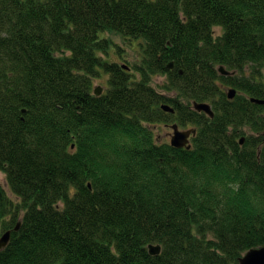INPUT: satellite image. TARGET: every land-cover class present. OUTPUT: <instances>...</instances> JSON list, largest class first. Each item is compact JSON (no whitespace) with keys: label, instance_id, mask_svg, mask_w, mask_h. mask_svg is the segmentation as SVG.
<instances>
[{"label":"trees","instance_id":"1","mask_svg":"<svg viewBox=\"0 0 264 264\" xmlns=\"http://www.w3.org/2000/svg\"><path fill=\"white\" fill-rule=\"evenodd\" d=\"M106 30L143 39L134 71L99 54ZM262 68L264 0H0V170L16 197L0 183V264H237L263 246ZM161 122L193 125L190 148L158 142Z\"/></svg>","mask_w":264,"mask_h":264},{"label":"rangeland","instance_id":"2","mask_svg":"<svg viewBox=\"0 0 264 264\" xmlns=\"http://www.w3.org/2000/svg\"><path fill=\"white\" fill-rule=\"evenodd\" d=\"M214 32L215 34H219L221 32V29L219 27H214ZM101 36H103L104 38H108L110 41V43L108 44L109 48L107 47L108 51L106 53L105 52L99 53L103 58L109 61H115L120 65L123 64V66L130 69L131 71H134V67L141 63L142 54H143L142 47L144 44L143 39L141 38L133 39L129 37H124L119 33L111 30L103 31L101 33ZM261 72H262V77L264 79V68L261 69ZM234 73L235 71L232 70L230 71L229 74H224V73H220V74L232 75ZM107 79H108V75L106 73L101 72L98 77L94 78L93 87L100 86L101 92H104L107 88ZM164 83H165L164 75L153 74L151 76V84L155 87L157 91L169 94L171 96H175V93H169L164 89L163 87ZM231 88L233 87L231 86L226 87V91L229 92ZM181 101L186 103V100L184 99H182ZM191 106L193 107V104H191ZM174 123L177 122H168V123L161 122L156 125H153L154 136L158 142L170 141V135L173 132L171 125ZM178 128L180 130H186V129L194 128V126L189 123L185 125L178 124ZM242 130L244 131L243 136H247L249 133H251L248 126H245L244 128H242ZM190 137L191 136H189L188 143H190ZM241 140H243V137ZM0 183L5 188L7 194L12 199H15L16 198L15 195L9 190L6 181V175L2 170H0Z\"/></svg>","mask_w":264,"mask_h":264},{"label":"water","instance_id":"3","mask_svg":"<svg viewBox=\"0 0 264 264\" xmlns=\"http://www.w3.org/2000/svg\"><path fill=\"white\" fill-rule=\"evenodd\" d=\"M173 63L169 62L168 67H172ZM219 73L229 74L230 71L226 70L223 65H219L217 68ZM236 90L231 88L228 92V97L232 98L235 94ZM94 93L96 95L101 94V87L95 86ZM252 101L263 104L264 99L251 98ZM161 108L173 112L174 109L168 104H162ZM193 108L197 111H203L208 116H213V111L211 105L208 102H197L193 101ZM173 132L170 135L169 143L174 147H186L190 148L191 144L188 143L190 134L195 133V128L180 130L178 128L177 123L171 125ZM19 226V223L16 224L14 229L16 230ZM10 230H6L4 233L0 235V249L3 248L9 241L10 238ZM161 246L160 244H152L148 245V250L151 254H158L160 252ZM237 264H264V245L258 247H252L248 249L242 256L238 258Z\"/></svg>","mask_w":264,"mask_h":264},{"label":"flooded vegetation","instance_id":"4","mask_svg":"<svg viewBox=\"0 0 264 264\" xmlns=\"http://www.w3.org/2000/svg\"><path fill=\"white\" fill-rule=\"evenodd\" d=\"M191 135H193V134H191ZM191 135H190V136H191Z\"/></svg>","mask_w":264,"mask_h":264}]
</instances>
